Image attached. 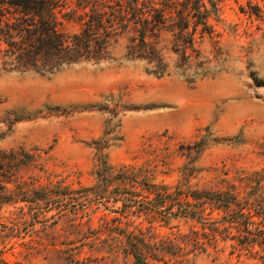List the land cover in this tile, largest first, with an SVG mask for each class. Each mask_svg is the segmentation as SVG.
I'll use <instances>...</instances> for the list:
<instances>
[{"label":"rangeland","instance_id":"374dc122","mask_svg":"<svg viewBox=\"0 0 264 264\" xmlns=\"http://www.w3.org/2000/svg\"><path fill=\"white\" fill-rule=\"evenodd\" d=\"M215 1L213 33L196 45L205 63L196 79L176 68L169 34L159 44L169 64L161 78L125 58V36L105 61L51 75L0 71V153L22 148L35 161L6 184L22 201L0 203V264H136L137 244L148 264H263L261 248H233L235 230L209 241L179 212L185 191L243 189L240 178L264 174V0ZM60 19L65 32L78 31L77 20ZM97 145L107 166L140 175L101 181ZM152 187L170 194L167 211L153 194L143 212L138 201ZM114 197L138 204L121 209L107 202Z\"/></svg>","mask_w":264,"mask_h":264},{"label":"trees","instance_id":"16d2710c","mask_svg":"<svg viewBox=\"0 0 264 264\" xmlns=\"http://www.w3.org/2000/svg\"><path fill=\"white\" fill-rule=\"evenodd\" d=\"M74 5L68 9L67 0H0V71L51 75L80 62L105 61L109 59L111 42L125 36V58L144 62L147 73L161 78L168 75L169 64L159 44L162 35L169 34L171 51L178 57L176 68L192 79L204 75L205 63L199 61L196 45L199 39L213 33L210 21L218 13L215 0H75ZM60 18L77 20L78 31L65 32ZM106 143L107 140L102 145ZM103 148H96V174L101 181L113 177L124 185L140 175L131 166H107ZM31 156L22 148L0 153V203L22 201L19 192H12L9 199L6 184L17 178L21 169L35 163L33 159L29 161ZM240 179L245 184L243 189L229 185L224 190L185 191L186 201L179 212L184 218L200 222L209 231L204 233L209 241L217 236L228 238L235 230L236 234L231 235L236 242L233 248L250 251L259 247L264 252V174L253 172ZM147 192L138 201L145 202V214L151 211L148 198L153 194L168 210L164 202L170 194L153 187ZM108 200L120 202L121 209L138 204L125 197ZM192 241L198 244L199 238ZM130 253L136 264H148L146 252L138 244L132 245ZM261 260L264 264V256Z\"/></svg>","mask_w":264,"mask_h":264}]
</instances>
